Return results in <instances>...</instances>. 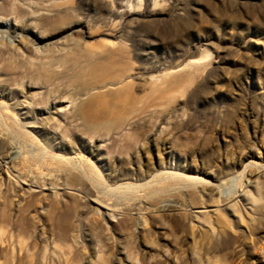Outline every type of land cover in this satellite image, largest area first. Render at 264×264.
<instances>
[{
  "label": "rangeland",
  "instance_id": "rangeland-1",
  "mask_svg": "<svg viewBox=\"0 0 264 264\" xmlns=\"http://www.w3.org/2000/svg\"><path fill=\"white\" fill-rule=\"evenodd\" d=\"M0 264H264V0H0Z\"/></svg>",
  "mask_w": 264,
  "mask_h": 264
},
{
  "label": "bare ground",
  "instance_id": "bare-ground-1",
  "mask_svg": "<svg viewBox=\"0 0 264 264\" xmlns=\"http://www.w3.org/2000/svg\"><path fill=\"white\" fill-rule=\"evenodd\" d=\"M197 63H198V62H197ZM197 63H196V62H189V63L186 64V68L194 67V66L197 65ZM174 72H176V71H174ZM170 73H172V72H170ZM76 167L79 169V165H78V164L76 165ZM30 189H31V188H30Z\"/></svg>",
  "mask_w": 264,
  "mask_h": 264
}]
</instances>
